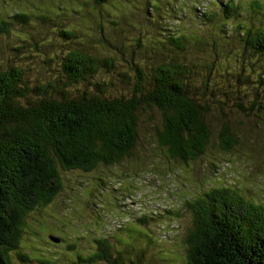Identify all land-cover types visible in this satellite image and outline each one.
I'll use <instances>...</instances> for the list:
<instances>
[{
    "label": "trees",
    "instance_id": "16d2710c",
    "mask_svg": "<svg viewBox=\"0 0 264 264\" xmlns=\"http://www.w3.org/2000/svg\"><path fill=\"white\" fill-rule=\"evenodd\" d=\"M8 1L12 6L19 2V7L8 16L9 20L0 16V35L9 37L16 28L19 29L17 36L21 38L22 45L13 47L14 51L27 44L37 47V35L51 21H54V39L72 42L80 29L68 25V22L85 18V13H78V8L63 7L51 20L48 19L47 8L23 3L26 0ZM79 1L75 2L81 6ZM94 1L97 4L108 2ZM139 1L130 2L132 6L129 7H133L135 13L157 16L163 11L162 0ZM221 1L217 0V5L220 4L222 9V18L232 25L231 30H221L223 36L219 43L229 46L232 41L236 42L242 59L248 53L261 64L264 60V28L239 21L241 11L235 0L226 4ZM189 4L185 2L186 8L182 9L191 15ZM251 6L254 9L251 11L264 16V0H254ZM172 10L177 11L176 5ZM210 10L214 11V8L210 7ZM80 11L85 12V9L81 6ZM72 12L77 13V17L64 16L65 13L70 16ZM0 13H3L1 8ZM201 16L208 24L218 21L214 14L202 12L200 16L195 15L197 22ZM117 25L118 22L115 29L123 33L125 23ZM26 29L32 30V35L27 34ZM182 35L178 32L169 38V43L160 42L161 47L172 54L171 59L157 58L149 66L144 61L140 65L133 63L131 74L120 68V63H116L111 55L99 57L81 46L62 52L57 63L60 70L52 71L53 75L56 74L54 77L37 84L14 62L7 67L0 66V264H10V253L20 249L25 217L37 207L50 205L62 191L63 180L59 170L91 173L99 166L117 168L128 159L148 164L136 152L142 127L152 129L150 137L156 140L161 156L169 162L188 165L206 154L215 135L213 119L222 115L224 117L220 120L226 119V106L229 105L225 100H217L214 104L206 97L212 91L209 82L218 84L215 75L205 77L202 82L194 74L190 62L181 60L188 41ZM198 42L188 44L196 46ZM102 46L112 50L108 41ZM8 52L12 55L9 49ZM36 52L48 67L55 64L48 53L40 48H36ZM251 66H255V62ZM217 67H222V64ZM113 69L118 78L113 76ZM238 70L233 69L230 76ZM105 74L110 76L103 79ZM229 77L225 74V84L218 89L226 91L230 87L225 94L226 98L234 95L230 110L234 109L235 113L252 120L264 118V75L258 76L256 90L242 95L237 81L234 83ZM236 80L249 81V76H245L242 69ZM217 105L221 108L220 116L215 115ZM144 117L147 118L146 123ZM239 144L231 125L227 120L223 121L217 132L218 147L229 152ZM149 166L155 168L153 163ZM153 168L147 170L146 175L156 177L151 172ZM121 178L112 179L107 189L111 188L108 186L113 180L120 186L127 181L131 191H135L136 184H143L139 174L125 173ZM202 194L182 203L184 211L191 217V225L181 241L185 255L183 264H264V203L239 194L234 184L211 187ZM157 211L142 213L137 224L144 228L161 225L159 227L165 229L169 226L161 223L163 220L170 217L175 221L183 212L172 207L165 210L160 207ZM178 234L181 235L180 232ZM159 236L163 242L168 241L170 235L164 231ZM144 237L150 239L149 236ZM172 237L176 240L178 235L174 233ZM95 243L97 251L87 257L79 256V264H144V251L123 261L122 252H114L105 238H99ZM20 257L24 262L29 259L26 254ZM40 264L52 263L40 260Z\"/></svg>",
    "mask_w": 264,
    "mask_h": 264
},
{
    "label": "rangeland",
    "instance_id": "374dc122",
    "mask_svg": "<svg viewBox=\"0 0 264 264\" xmlns=\"http://www.w3.org/2000/svg\"><path fill=\"white\" fill-rule=\"evenodd\" d=\"M7 1L0 0V8L3 10L0 16L4 20H9L8 16L16 12L19 7V2L12 6ZM75 1H24L23 3L29 5L47 8L46 12L50 16L48 19L51 20L55 19L56 13H59L63 7L78 8V13H85V18L83 20L76 18L73 22H68V25L80 29L72 42L54 39V21L37 35V47L27 44L19 51H14L13 47L22 45L21 38L17 36L19 34L17 28L9 37L0 35V66L7 67L9 63L14 62L15 66H21L28 78L37 84L41 80L54 77L56 74L53 75L52 71L60 70L57 63L58 56L62 52L81 46L99 57L111 55L116 63H120V68L131 74L130 68L133 63L140 65L144 61L149 66L150 62L157 58L171 59L172 54L166 48L163 49L160 42L165 41L167 44L169 38L175 37V34L180 32L188 38L181 60L190 62L194 74L202 82L207 77L215 75L218 84L209 82L212 91L206 97L214 104L217 100H225L229 105L226 106L228 109L225 111L227 118L220 120L224 115L220 116L221 108L218 104L215 115L220 117L213 119L215 135L212 143L201 159L188 165L182 162H169L163 158L156 140L150 137L152 129L142 127L141 139L136 149L137 156L143 157L142 159L149 165L153 163L155 168L139 160L128 159L117 165V168L99 166L91 173L59 170L63 180L62 191L50 205L37 207L33 213L25 217L20 249L10 253V264H40V260H48L52 264H79V256L87 257L97 251L95 241L99 238H105L114 252H122L123 261L129 256L144 251V264H183L185 255L181 241L191 225V217L184 211L185 207H182L184 200L187 202L191 198H199L211 187H227L234 184L239 194L264 203V118L252 120L235 113L234 109L232 110L234 113H231L234 95H229V98L225 96L230 87L228 86L226 91L218 89L220 85L225 84V74L229 77L233 69H239L238 73L243 69V74L249 76V81L236 80L238 75L236 71L229 77L230 81L234 83L237 81L241 95L256 90V86L259 85L258 76L264 75V60L259 64L257 58L248 53L242 59L241 50L235 45L236 42L232 41L229 46H222L219 43L221 30H231L232 24L222 18V9L220 4L217 5V0H183V2L162 0L163 11L160 15L156 14L157 16L145 15L143 12L135 13L134 8L129 7L132 6L130 2L133 0H108L105 4H97L94 0H80L78 3L85 12L80 11L81 6ZM185 2H190L191 15L186 14L182 9L186 8ZM221 2L226 4L229 0ZM253 2L254 0H235L241 11L239 21L255 23L254 26L264 28V16L253 12L251 6ZM94 5L98 8L95 9ZM173 5L177 7L176 12L172 10ZM210 7H213L215 12L210 10ZM202 12L214 14L218 21L208 24L205 17L201 16L200 22H197L195 15L200 16ZM75 14L77 13L72 12L70 16H66L69 14L65 13L64 16L73 18ZM116 22H118L117 27L125 23L123 33L115 29ZM25 32L32 35L30 29H26ZM105 41L112 45L111 51L109 47L102 46ZM194 41H199L195 43L196 46L189 45ZM36 48L48 53L57 67L55 64L48 67L45 64L47 62L37 56ZM218 61L222 67H217L220 64L217 63ZM253 62L255 66L252 67ZM124 63L127 65L125 66ZM114 71L115 69L112 70L113 76L118 78ZM108 76L105 74L102 77L104 79ZM155 118L157 119V116ZM143 119L146 123L147 118ZM225 120L231 125L235 137L240 141L238 148L229 152L222 151L217 145V132L220 124ZM151 168L154 170L151 172L156 174V177L146 175V171ZM125 173L139 174L143 184H136L135 191H131L127 181L120 186L119 182L113 180L111 186H108L111 188L107 189L112 179H122ZM172 176H175L174 180ZM134 192L136 193L133 195ZM119 206L122 208L120 209ZM160 207L163 210L169 207L173 210L179 208L183 212L175 221L170 217L163 220L161 223L169 226L165 229L160 228L161 225L144 228L137 224L142 218V213L156 212ZM164 231L169 233V240L160 242L159 234ZM174 233L178 235L176 240L172 237ZM144 236H149L150 239ZM55 239H59L60 242ZM25 254L29 257L27 262L20 257Z\"/></svg>",
    "mask_w": 264,
    "mask_h": 264
},
{
    "label": "water",
    "instance_id": "95a60500",
    "mask_svg": "<svg viewBox=\"0 0 264 264\" xmlns=\"http://www.w3.org/2000/svg\"><path fill=\"white\" fill-rule=\"evenodd\" d=\"M56 241H58V242H60V240L59 239H55Z\"/></svg>",
    "mask_w": 264,
    "mask_h": 264
}]
</instances>
